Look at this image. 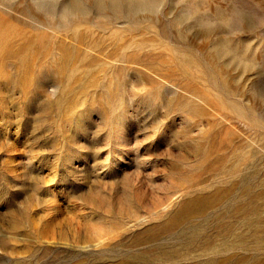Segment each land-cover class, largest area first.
<instances>
[{"label": "rangeland", "instance_id": "obj_1", "mask_svg": "<svg viewBox=\"0 0 264 264\" xmlns=\"http://www.w3.org/2000/svg\"><path fill=\"white\" fill-rule=\"evenodd\" d=\"M0 264H264V0H0Z\"/></svg>", "mask_w": 264, "mask_h": 264}]
</instances>
